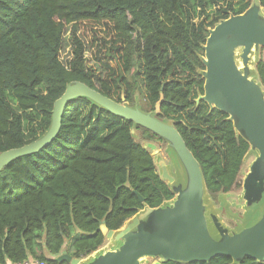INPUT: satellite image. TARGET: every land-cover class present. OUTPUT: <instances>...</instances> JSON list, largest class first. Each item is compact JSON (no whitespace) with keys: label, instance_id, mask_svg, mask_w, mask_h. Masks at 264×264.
<instances>
[{"label":"trees","instance_id":"16d2710c","mask_svg":"<svg viewBox=\"0 0 264 264\" xmlns=\"http://www.w3.org/2000/svg\"><path fill=\"white\" fill-rule=\"evenodd\" d=\"M252 3L0 0V153L40 139L52 125L55 101L81 81L173 123L210 196L240 188L250 142L227 111L197 99L205 93L210 30ZM84 25L93 29L88 43L79 35ZM68 27L72 56L64 62ZM87 51L96 68L88 65ZM255 68L264 88V47ZM136 128L145 139H164L88 97L68 102L58 135L0 170V264H70L56 259L69 242V254L84 258L104 244L103 225L118 231L147 207L172 200L175 191ZM162 264L264 263L219 255Z\"/></svg>","mask_w":264,"mask_h":264},{"label":"water","instance_id":"95a60500","mask_svg":"<svg viewBox=\"0 0 264 264\" xmlns=\"http://www.w3.org/2000/svg\"><path fill=\"white\" fill-rule=\"evenodd\" d=\"M253 3L245 13L231 15L210 30L205 45V93L197 102L204 99L212 107L227 111L237 131L259 151L258 162L264 163V88L239 66L236 59V49L240 46H244L241 57L246 65L253 46L264 47V18L260 15V4ZM78 97H88L110 112L168 140L189 175L188 187L181 191L175 206L147 207L118 231L105 225L101 227L107 238L124 241L119 250L106 254L104 264H140L139 259L144 256H160L155 264L168 260L208 261L219 255H229L237 261L249 256L264 263V214L256 223L233 234L225 233L216 221L221 238H215L204 210L206 186L201 166L175 125L125 101L118 102L84 82L70 83L55 101L52 125L40 139L0 153V170L14 159L37 152L49 144L60 131L68 102ZM163 168L162 178L166 179V168ZM151 216L161 222L154 232L144 225V220ZM56 259L70 264L80 263V258L73 257L66 250Z\"/></svg>","mask_w":264,"mask_h":264},{"label":"crops","instance_id":"0c3cea01","mask_svg":"<svg viewBox=\"0 0 264 264\" xmlns=\"http://www.w3.org/2000/svg\"><path fill=\"white\" fill-rule=\"evenodd\" d=\"M143 143L150 150L152 147H154L152 144H147L146 142H143ZM157 152L159 151H156V149H154V154ZM259 155L260 153L257 150V148L251 145L249 152L244 158V163H243V167L241 171V186H242L241 194L234 190H231L230 192H226V193H220L218 195V201L214 200L213 203L212 202L210 203L208 202V198H209L208 195L210 196V194L208 193V191L205 192L204 194L205 215L207 218V222H208V226L211 231V234L215 238L217 239L221 238V232L219 228H217L216 221L224 229L225 233L233 234L237 232L236 228L239 225L242 224L243 225L242 228L246 226H250L256 223L261 218V216L264 214V203H263L264 202V163L258 162ZM251 156H253L252 159H251ZM154 158L156 161L155 156ZM249 158L251 159V164H250L249 170L245 171ZM161 166L162 167L160 170L157 165L158 172L162 176V174H164L163 167L166 168L167 178L164 180H166L174 189L175 197L172 200L164 203L162 206L157 207V209H163L166 207L175 206V203L179 198V194L181 193V191H185L187 189L188 183H189V175H188L187 170H186L187 181H186V184L183 185V183L177 184V179L175 177L170 176V174L168 173V166H169L168 161H166L165 163H161ZM251 203H253V205L256 204V207L254 209L253 208L250 209L248 207ZM208 204H213V205L210 206L209 208L207 207L209 206ZM220 209L222 210L225 209V211L220 212ZM259 212L261 216L254 223L249 224L257 216ZM226 218L230 221L232 220L235 223V226H230L226 222ZM129 221H127L124 224V226H122V228L127 226ZM160 223L161 222L155 216L147 217L144 220L145 228L152 232L159 229V227L161 226ZM214 234L217 236H215ZM123 243H124L123 240H117L116 238L106 237L104 244L92 254L84 258H80L79 264H104V257L106 256V254L109 252L119 250ZM69 247H70V242L67 244V246L64 249L68 253H69L68 251ZM61 254L62 252L59 255ZM59 255H56V257H58ZM145 257H153V258H156V260L158 261L160 256H144L139 259L140 264H143V258ZM157 261H155V263Z\"/></svg>","mask_w":264,"mask_h":264},{"label":"rangeland","instance_id":"374dc122","mask_svg":"<svg viewBox=\"0 0 264 264\" xmlns=\"http://www.w3.org/2000/svg\"><path fill=\"white\" fill-rule=\"evenodd\" d=\"M254 4L259 5V3H257L256 0H253ZM260 6V15L262 18H264V7ZM92 28L90 26H82L81 31L79 32V35L81 36V38L88 43V41H91V36H92ZM243 48L244 46H240L236 49V59L237 62L239 64V66L244 70L247 71V74L252 77L253 79L259 81V78L256 75L255 72V63L258 59V57L261 54V46L259 45H254L250 54V60L248 62V64L246 65L243 62V58L242 53H243ZM72 56V40H71V35H70V27L67 28V31L65 32L64 35V43H63V48H62V52H61V59L64 62H67L68 60H70ZM86 57L88 58V65L90 66H94L95 67V63L94 60L92 58L91 52L87 51L86 53ZM96 68V67H95ZM127 103V102H126ZM135 134H136V138L137 140L143 142H146L147 144H152L154 147L151 148V151L153 152V155L156 157V162L157 165L159 167V169L161 170V163H165L166 161H168L169 166H168V173L170 174V176L175 177L177 179V184H182L185 185L186 181H187V175H186V169L182 163V161L180 160L178 153L176 152L175 149L172 148L170 142L168 140H166L165 138L163 140L160 139H152V140H148L145 139L143 137V133L141 131V129H135ZM162 137V136H161ZM163 138V137H162ZM150 146V145H149ZM151 147V146H150ZM154 149H156V151H159L157 153L154 154ZM253 156H251L252 159ZM251 159L249 158V161L247 162V166L245 171L249 170L250 164H251ZM234 191H237L238 193L241 194L242 192V186L240 188L235 189ZM208 202H214V200L218 201V198H214L213 196H209L208 195ZM243 197V196H242ZM243 203V201H242ZM264 203V202H263ZM210 208V206H212L213 204H208ZM218 206V205H217ZM250 209H254L256 207V204L253 205V203H251L248 206ZM225 209H220V212H224ZM250 214V213H249ZM261 216L260 212L257 214V216L249 223L252 224L254 223L259 217ZM226 222L230 225V226H235V223L231 220H228L226 218ZM243 227V225H239L236 228V231H239L241 228ZM78 233V232H77ZM215 235V234H214ZM217 236V235H215ZM156 258L153 257H145L143 258V264H154L155 263Z\"/></svg>","mask_w":264,"mask_h":264},{"label":"built area","instance_id":"2783aa9c","mask_svg":"<svg viewBox=\"0 0 264 264\" xmlns=\"http://www.w3.org/2000/svg\"><path fill=\"white\" fill-rule=\"evenodd\" d=\"M18 264H45V263H43V262H40V261H38V260H27V261H25V262H22V263H18Z\"/></svg>","mask_w":264,"mask_h":264},{"label":"bare ground","instance_id":"6f19581e","mask_svg":"<svg viewBox=\"0 0 264 264\" xmlns=\"http://www.w3.org/2000/svg\"><path fill=\"white\" fill-rule=\"evenodd\" d=\"M243 71V70H242ZM259 82V81H258ZM260 83V82H259Z\"/></svg>","mask_w":264,"mask_h":264}]
</instances>
